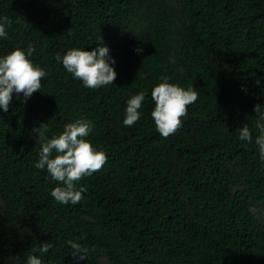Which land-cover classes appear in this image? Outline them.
<instances>
[{"label": "trees", "instance_id": "16d2710c", "mask_svg": "<svg viewBox=\"0 0 264 264\" xmlns=\"http://www.w3.org/2000/svg\"><path fill=\"white\" fill-rule=\"evenodd\" d=\"M0 16L11 21L0 55L31 45L47 72L0 110V264L30 253L44 264H264V158L238 138L244 124L259 134L254 105L264 108V0H0ZM99 43L117 75L90 89L56 54ZM164 76L198 93L168 137L150 117ZM141 89V118L125 126ZM77 119L92 121L87 139L108 158L76 182L78 203L60 204L50 192L61 182L35 167L33 129L52 137Z\"/></svg>", "mask_w": 264, "mask_h": 264}, {"label": "clouds", "instance_id": "9594fccd", "mask_svg": "<svg viewBox=\"0 0 264 264\" xmlns=\"http://www.w3.org/2000/svg\"><path fill=\"white\" fill-rule=\"evenodd\" d=\"M10 23L9 17L0 16V40L8 37L7 28ZM142 50L134 49L137 53ZM32 52L33 47L29 45L27 49L16 47L0 55V110L8 111L14 93L18 99L26 101L34 91L41 89V80L47 76V72L29 58ZM56 60L61 62L66 72L90 89L113 84L117 75L115 58L110 55L109 48L101 43L91 50L70 48L63 54L57 53ZM147 91L141 89L126 100L122 119L125 126H132L141 118L140 110ZM150 97L153 101L150 117L159 134L168 137L182 126L181 117L187 114V106L197 100L198 93L193 86L184 87L169 82V78L164 76L159 83L153 85ZM254 110L259 117L256 120L259 134L253 137L249 126L244 124L239 129L238 138L246 142L254 141L259 147L261 158H264V108L254 105ZM93 127L91 120L77 119L66 123L63 131L52 137L46 134L45 124L33 129L40 139L35 167L46 169L52 180L61 182L50 192L60 204L78 203L82 198L83 188H77L76 182L82 177L91 176L108 158L103 149H97L87 139ZM65 243L72 249L81 248L73 240ZM51 247L50 241L40 242L39 252L46 253ZM24 264H44V261L41 256L30 253Z\"/></svg>", "mask_w": 264, "mask_h": 264}, {"label": "rangeland", "instance_id": "374dc122", "mask_svg": "<svg viewBox=\"0 0 264 264\" xmlns=\"http://www.w3.org/2000/svg\"><path fill=\"white\" fill-rule=\"evenodd\" d=\"M257 212H261V210L258 209ZM262 213H263V212H262ZM263 214H264V213H263ZM101 264H109V263H108L107 261L104 260V261L101 262Z\"/></svg>", "mask_w": 264, "mask_h": 264}]
</instances>
